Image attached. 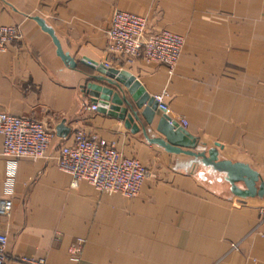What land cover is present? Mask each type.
I'll return each instance as SVG.
<instances>
[{"label": "crops", "instance_id": "obj_1", "mask_svg": "<svg viewBox=\"0 0 264 264\" xmlns=\"http://www.w3.org/2000/svg\"><path fill=\"white\" fill-rule=\"evenodd\" d=\"M115 10L144 17L148 31L184 37L172 73L106 50ZM33 17L52 29L74 69ZM0 24L22 32L0 53V111L69 128L45 159L0 155V198L12 203L10 215H0L4 264H21L19 256L44 264H264V198L233 196L223 173L149 143L139 122L132 133L91 111L81 87L97 73L79 62L124 69L150 96L167 92L169 115L186 121L202 149L218 143L219 159L249 165L264 182V0H0ZM161 115L148 137H159ZM77 130L141 162L148 175L135 197L102 194L86 181L70 186L58 148Z\"/></svg>", "mask_w": 264, "mask_h": 264}, {"label": "built area", "instance_id": "obj_2", "mask_svg": "<svg viewBox=\"0 0 264 264\" xmlns=\"http://www.w3.org/2000/svg\"><path fill=\"white\" fill-rule=\"evenodd\" d=\"M106 50L130 63L140 57L146 63H160L172 73L182 52L184 39L181 35L165 29L148 31L144 17L115 10L107 30ZM22 32L18 25L0 24V53L13 41H20ZM168 94L163 91L153 95L157 111L185 127L186 121L169 115L166 102ZM95 111L96 106L90 104ZM0 155L16 163L19 159H45L55 129L31 116H15L0 111ZM58 168L70 177V186L76 187L86 181L97 192L127 198L135 197L148 175V171L136 158L124 157L112 144L81 130L73 133L70 144L58 148ZM12 203L0 198V215L8 217ZM264 222V211H261ZM6 236L0 234V264L6 260ZM233 249L237 248L232 244ZM21 264H44L42 260L19 256L14 258Z\"/></svg>", "mask_w": 264, "mask_h": 264}, {"label": "water", "instance_id": "obj_3", "mask_svg": "<svg viewBox=\"0 0 264 264\" xmlns=\"http://www.w3.org/2000/svg\"><path fill=\"white\" fill-rule=\"evenodd\" d=\"M33 20L42 31L50 36L55 46L56 55L65 65L74 69L77 61L62 50L52 29L39 17H33ZM79 62L97 73L95 75L87 74V79L81 87L90 103L96 106L97 112L121 120L132 133L139 131L136 123L139 122L140 130L149 143L155 144L169 153L189 155L199 160V164L212 167L213 170L223 173L224 180L228 183L229 191L233 196L264 198V182L256 170L245 163L219 159L215 148H221L218 143L209 149L198 148L197 139L177 122L170 123L168 116L162 114L156 124L155 132L159 137H148L147 127L152 123L157 111V103L152 96L145 92L131 73L124 69L105 67L86 57L81 58ZM140 118L143 119L144 124H141ZM55 133L59 138H65L68 135L69 128L65 126L64 120L56 125ZM238 184L242 187H239Z\"/></svg>", "mask_w": 264, "mask_h": 264}, {"label": "rangeland", "instance_id": "obj_4", "mask_svg": "<svg viewBox=\"0 0 264 264\" xmlns=\"http://www.w3.org/2000/svg\"><path fill=\"white\" fill-rule=\"evenodd\" d=\"M183 37V36H182ZM183 39H184V37H183ZM184 46V45H183ZM182 50H183V48H182ZM174 70V69H173ZM173 72V71H172ZM168 94V93H167ZM168 97V96H167ZM167 99V98H166ZM198 148H201L200 146L198 147ZM196 161H198L197 163H199V160H197V159H195Z\"/></svg>", "mask_w": 264, "mask_h": 264}]
</instances>
